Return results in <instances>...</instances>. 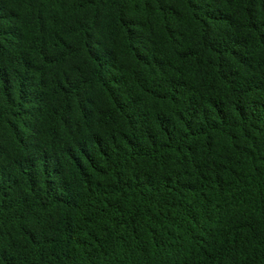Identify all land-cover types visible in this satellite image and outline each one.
Here are the masks:
<instances>
[{
    "label": "trees",
    "instance_id": "1",
    "mask_svg": "<svg viewBox=\"0 0 264 264\" xmlns=\"http://www.w3.org/2000/svg\"><path fill=\"white\" fill-rule=\"evenodd\" d=\"M0 264H264V0H0Z\"/></svg>",
    "mask_w": 264,
    "mask_h": 264
}]
</instances>
